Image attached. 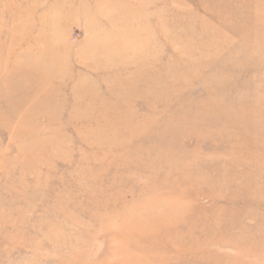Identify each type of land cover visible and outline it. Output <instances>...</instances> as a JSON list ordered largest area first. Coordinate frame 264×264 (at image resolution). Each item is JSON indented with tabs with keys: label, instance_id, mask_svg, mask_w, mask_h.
<instances>
[{
	"label": "rangeland",
	"instance_id": "rangeland-1",
	"mask_svg": "<svg viewBox=\"0 0 264 264\" xmlns=\"http://www.w3.org/2000/svg\"><path fill=\"white\" fill-rule=\"evenodd\" d=\"M0 264H264V0H0Z\"/></svg>",
	"mask_w": 264,
	"mask_h": 264
},
{
	"label": "bare ground",
	"instance_id": "bare-ground-1",
	"mask_svg": "<svg viewBox=\"0 0 264 264\" xmlns=\"http://www.w3.org/2000/svg\"><path fill=\"white\" fill-rule=\"evenodd\" d=\"M154 71V70H153ZM32 73V72H31ZM34 73V72H33ZM36 73V72H35ZM136 74V73H135ZM33 75V74H32ZM45 75V74H44ZM34 76H36V75H34ZM53 76V75H52ZM42 77V76H41ZM44 77V76H43ZM46 77V76H45ZM54 77V76H53ZM26 78H28V77H26ZM31 79V78H30ZM47 79V78H46ZM34 80H35V78H34ZM40 80H41V78H40ZM50 80V79H49ZM32 81V80H31ZM10 82V81H9ZM18 82V81H17ZM27 82V81H26ZM34 81H32V83H33ZM44 82V81H43ZM16 83V82H15ZM29 83H31V82H29ZM39 83H41V82H39ZM153 83V82H152ZM154 83H155V81H154ZM12 84H14V83H12ZM11 84V85H12ZM43 84V83H42ZM44 85V84H43ZM154 86V85H153ZM12 87V86H11ZM150 87V86H149ZM155 87V86H154ZM152 88V87H151ZM150 88V89H151ZM164 92H165V94H166V91L165 90H163ZM163 91H161V92H163ZM159 92V91H158ZM167 92H168V90H167ZM151 93H153V92H151ZM160 94H162V93H160ZM169 95V94H168ZM167 96V95H166ZM166 99H167V97H166ZM247 114V113H246ZM244 116V115H243ZM214 118V117H213ZM217 118V117H216ZM215 118V119H216ZM217 120V119H216ZM203 122V121H202ZM125 123H126V121H125ZM131 125V124H130ZM136 127V126H135ZM252 128V127H251ZM223 129V128H222ZM121 131V130H120ZM127 131H129V130H127ZM226 131V130H225ZM133 132V131H132ZM132 132H130V133H132ZM171 132V131H170ZM135 133V132H134ZM138 134V133H137ZM131 135H134V134H131ZM135 135H136V133H135ZM131 137V136H130ZM136 137V136H135ZM135 137H133V138H135ZM170 148V147H169ZM171 150V149H170ZM166 152V151H165ZM168 152V151H167ZM166 155H167V153H166Z\"/></svg>",
	"mask_w": 264,
	"mask_h": 264
}]
</instances>
